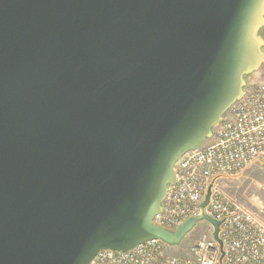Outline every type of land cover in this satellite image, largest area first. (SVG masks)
Returning a JSON list of instances; mask_svg holds the SVG:
<instances>
[{
	"label": "water",
	"instance_id": "water-1",
	"mask_svg": "<svg viewBox=\"0 0 264 264\" xmlns=\"http://www.w3.org/2000/svg\"><path fill=\"white\" fill-rule=\"evenodd\" d=\"M264 0H0V264H89L157 225L175 165L264 59ZM208 190L202 206L210 199Z\"/></svg>",
	"mask_w": 264,
	"mask_h": 264
},
{
	"label": "built area",
	"instance_id": "built-area-1",
	"mask_svg": "<svg viewBox=\"0 0 264 264\" xmlns=\"http://www.w3.org/2000/svg\"><path fill=\"white\" fill-rule=\"evenodd\" d=\"M261 80L247 85L199 148L185 153L175 165L161 212L154 222L175 231L186 220L208 215L221 221L219 237L203 219L207 232L184 254L171 252L160 239L149 240L130 251L101 250L89 264H264V222L238 200L225 195L219 183L264 164V59ZM212 192L203 207L209 188Z\"/></svg>",
	"mask_w": 264,
	"mask_h": 264
},
{
	"label": "rangeland",
	"instance_id": "rangeland-1",
	"mask_svg": "<svg viewBox=\"0 0 264 264\" xmlns=\"http://www.w3.org/2000/svg\"><path fill=\"white\" fill-rule=\"evenodd\" d=\"M264 33V26H263ZM260 70V69H259ZM259 70L247 79V85L261 80ZM247 86V87H248ZM246 87V88H247ZM220 190L227 196L234 198L254 211L264 222V164L258 163L247 169L243 174L225 178L219 183ZM207 232L204 224H198L187 234L181 244L171 247V252L184 254L185 250Z\"/></svg>",
	"mask_w": 264,
	"mask_h": 264
},
{
	"label": "trees",
	"instance_id": "trees-1",
	"mask_svg": "<svg viewBox=\"0 0 264 264\" xmlns=\"http://www.w3.org/2000/svg\"><path fill=\"white\" fill-rule=\"evenodd\" d=\"M263 29V28H262ZM260 33L264 36L263 30L260 31ZM249 76L246 77L248 79Z\"/></svg>",
	"mask_w": 264,
	"mask_h": 264
}]
</instances>
